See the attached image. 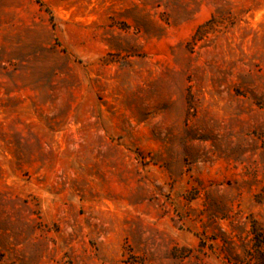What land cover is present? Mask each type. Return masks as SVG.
<instances>
[{"label": "rangeland", "instance_id": "obj_1", "mask_svg": "<svg viewBox=\"0 0 264 264\" xmlns=\"http://www.w3.org/2000/svg\"><path fill=\"white\" fill-rule=\"evenodd\" d=\"M0 264H264V0H0Z\"/></svg>", "mask_w": 264, "mask_h": 264}]
</instances>
